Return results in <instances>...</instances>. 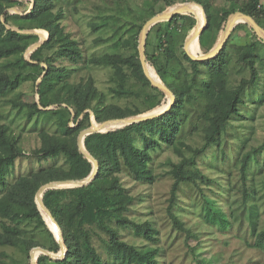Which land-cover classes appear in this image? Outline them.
I'll return each mask as SVG.
<instances>
[{"label": "trees", "instance_id": "16d2710c", "mask_svg": "<svg viewBox=\"0 0 264 264\" xmlns=\"http://www.w3.org/2000/svg\"><path fill=\"white\" fill-rule=\"evenodd\" d=\"M162 1L164 7L174 6L179 2ZM158 2L144 1L142 7L147 10L146 13L142 11L141 14L134 16L131 6L127 5L125 0L122 2L112 0L117 8L118 18L106 15L100 23L90 26L98 29L111 25L116 29H123L113 38V44L116 48L122 47L124 50L131 48L133 53L116 52L85 59L80 45L66 30L65 9L59 5L58 0H33V7L29 13L19 15L9 14L7 9L21 4L20 2L0 0V59L8 60L9 64L0 70V96L6 95L13 80L24 79L26 77L24 75L31 74L34 81L40 80L36 86L38 101L31 104L11 103L15 107H26L28 120L39 114L54 113L59 116L62 134L39 132L40 145L32 151V156L44 161L62 155L67 165V168L54 166L41 168L6 185L5 179L10 175L15 161L24 156V151L20 145V136L15 135L9 126L2 124L0 118V187H4V192L0 196V246L19 250L27 256L34 248H42L53 254L59 253L60 245L53 235V233L57 235L58 230L45 214L43 217V212L39 210L36 202V193L45 184L82 180L90 175L93 165L77 146L79 133L90 126L89 112L95 119L94 125L98 127L97 124L106 120L134 117L144 112L157 113L167 106V101L162 103L164 93L151 86L146 79L137 50L139 33L143 25L158 14L154 11V6ZM185 2L195 3L192 12L197 11L202 25L205 16L206 30L199 36L200 45L204 46L205 32L212 22L211 4L209 0ZM124 10L132 11L133 18L129 22L119 24L122 16H125ZM235 12L250 16L264 29V4H261V0H229L228 8L221 10L218 27L222 28L229 15ZM180 20H189L192 24L194 22L191 15H175L171 20L155 24L150 29L151 31L154 29L158 37L154 52L150 53L147 50L150 31L145 42L149 75L157 82L160 79L172 92L174 103L168 112L156 118L83 138L85 150L98 164L97 174L86 186L50 189L43 193V205L51 213L61 231L65 255L56 260L39 255L36 264H105L92 244V235L94 233L98 236L97 231L107 237L106 240L100 239L112 264H159L161 249L156 246L158 230L149 222L139 223L126 215L134 198L124 188L119 174L126 172L137 182L152 183L154 177L149 168L152 161L151 152L162 145L171 147L180 157L177 163H170L169 173L173 183L169 191L167 215L173 227L186 234L187 248L194 255L188 240L190 237L196 238V235L185 227L173 211L177 193L184 183L196 184L197 178H204L197 168V158L220 141L226 123L232 116L239 115V106L245 103L243 99L245 89L258 84L257 64L264 61V53L258 47L260 45L264 47V43L252 31V39L244 45L236 59L238 63H243L247 67L248 77L241 78L236 86L228 87L226 66L230 39H227L221 51L212 59L194 61L184 51L179 56L167 29ZM243 26L248 25L238 24L233 32ZM8 27L18 30L38 29L41 38H46L48 34V39L34 51L30 61H27L23 58V53L39 40L38 36L12 31ZM195 39L188 49L192 55L199 56L194 49ZM14 56L16 59L9 62V58ZM81 62L111 68L113 73L110 80L114 83L111 92L117 96L126 97L132 93L135 95L134 86L139 85L141 91L137 95L142 97L145 109L142 111L138 108L106 105L104 95L95 87L91 77L77 84L65 81L68 68L81 65ZM42 64L45 67H41ZM200 66H203L207 73L201 88L188 80L189 75L196 77L200 74ZM191 100L201 105L198 119L203 124V139L198 147L176 140L181 129L183 108ZM49 107L54 108L50 111L45 110ZM70 110L74 114L73 127L69 126ZM183 149L190 152L189 157L183 154ZM260 154H264V138L257 148L243 153L239 159L243 196H247L249 191L246 186L249 164L253 159L259 158ZM262 187L264 189V183ZM202 197L203 217L206 222L216 225L222 231L236 225V230L240 231L245 221L248 226L243 230L244 242L248 243L249 240L246 239L248 236L253 239V243L248 245L264 251V228L257 230V210L254 206L245 211V214L242 211L238 217V214L222 211L215 200L204 195ZM29 225H33L30 231L24 228ZM39 228L47 234L48 240L42 241L28 236L31 231ZM126 228H130L136 236L143 237L151 245L137 247L122 241L119 230ZM194 259L197 264H210L208 260L199 259L197 255H194Z\"/></svg>", "mask_w": 264, "mask_h": 264}, {"label": "rangeland", "instance_id": "374dc122", "mask_svg": "<svg viewBox=\"0 0 264 264\" xmlns=\"http://www.w3.org/2000/svg\"><path fill=\"white\" fill-rule=\"evenodd\" d=\"M17 1L21 4L7 9V12L14 15L27 14L31 1ZM144 1L152 2L153 0H125V3L131 6L135 16L141 14L142 11L146 13L147 10L142 7ZM157 1L159 2L155 4L154 11L158 14L166 11H176L183 8V6L193 10L195 4L194 2L179 0L174 6L164 7L162 0ZM209 2L213 12L212 22L205 32V45L201 46L199 40L195 39L194 49L198 55L207 54L215 47L226 25L225 23L222 28L218 27L221 10L228 8L229 0H209ZM58 3L65 9L67 19L64 22L66 30L72 34L80 45L85 59L108 53H133L131 48L124 50L122 47L116 48L113 44V38L120 34L123 29H116L115 26L111 25L98 29H93L90 26L91 24L100 23L106 15H113L114 19L118 18L116 17L118 11L112 0H58ZM261 4H264V0H261ZM124 12L125 16H122L118 22L119 24L129 22L133 18L130 11L124 10ZM193 14L198 27L205 26L203 31L206 30L205 16L202 25L197 11H194ZM194 16H192L193 24L189 20H180L167 29L172 36L171 41L179 56L184 51L185 40L195 27L196 20ZM228 39L230 40L227 46V83L228 87H234L241 78L248 77L247 67L243 63H238L236 59L244 45L252 39V30L248 26L240 27L234 32L232 31ZM148 42V52H154L158 43V37L154 29L150 30ZM27 49L23 53V58L30 61L34 52L29 54ZM258 49L264 53L263 46L260 45ZM9 59V62H12L16 59V56ZM7 62L8 60L0 59V70L9 65ZM80 64L68 68L65 81L77 84L91 77L95 87L104 95L106 105L138 108L142 111L145 109L142 97L137 95L141 91L139 85L134 86L135 95L132 93L126 97L117 96L111 92V88L114 87V83L110 80L113 73L111 68L82 62ZM41 67H45V65L42 64ZM257 69L259 71L258 84L255 87L245 89L243 96L245 103L239 106V115L232 116L226 123V129L220 141L197 158V168L204 178H197L196 184L187 182L181 185L173 208L185 227L196 235V238L190 237L188 240V245L193 248L194 255H197L199 259L208 260L210 264H264V251L248 245V243H253V239L248 236L246 237L249 240L248 243L244 242L243 230L248 226L247 222L243 221L244 226L242 230L239 229L240 231L236 230V225L235 228L230 227L225 231L220 230L216 225L210 224L204 219V201L202 197L204 195L215 200L222 211L238 214V217L242 211L245 214V211L254 206L257 210V230L264 228V189H262L264 183V154H260L259 158L253 159L249 164L246 182L249 190L247 196H243V185L239 172V159L242 154L252 148H257L264 138V61L258 62ZM206 75V69L200 66V74L196 77L189 75L188 80L201 88L203 78ZM24 76H26L24 79L13 80L6 95L0 96L1 122L9 126L15 135L20 136V145L24 151V156L15 161L10 175L5 179L6 185H10L20 176H28L41 168L53 166L67 168L65 158L62 155L44 161L32 156V151L40 145L39 132L45 131L51 135H61L62 127L60 126L59 116L54 113L35 115L28 120L26 107L12 105L11 102L31 104L38 101L36 83L39 79L34 81L31 74ZM168 100V97L164 94L162 103L168 102ZM54 107H49L48 111ZM70 111L69 126L73 127L74 114L72 110ZM200 112L201 105L197 101L191 100L185 104L181 116V129L176 140L193 147L202 144L203 124L198 119ZM146 113L148 112L139 115ZM182 152L186 157L190 156V152L184 149ZM151 155L152 161L149 163V168L154 177L152 183L137 182L126 172L119 174L124 188L134 198L126 215L139 223L149 222L158 230V243L156 246L161 249L158 258L159 264H197L191 250L187 248L186 234L176 230L167 215L169 191L173 183V178L169 173L170 163H177L180 157L171 147L166 145H162L156 151L151 152ZM3 190L4 187H0V196L3 194ZM24 228L30 231L33 229V225L24 226ZM119 233L120 239L129 244L137 247L151 245L143 237L136 236L130 228L120 229ZM97 234L99 237L93 233L92 244L102 261L105 264H112L105 245L100 239L104 238L106 240L107 237L98 231ZM28 236L42 241L48 240L47 234L42 228L31 231ZM0 264H31L30 255L27 256L10 247L0 246Z\"/></svg>", "mask_w": 264, "mask_h": 264}, {"label": "water", "instance_id": "95a60500", "mask_svg": "<svg viewBox=\"0 0 264 264\" xmlns=\"http://www.w3.org/2000/svg\"><path fill=\"white\" fill-rule=\"evenodd\" d=\"M31 4H30V8L29 11L32 9L33 7V0H30ZM202 9V8H201ZM29 11L27 13H29ZM203 12V10H202ZM191 15L194 16L192 10L188 9L186 6H183V8H181L180 10L177 11H171V12H162L160 14H157L155 16H153L152 18H150L142 27L139 36H138V46H137V50H138V54H139V60L141 63V67L143 70V73L146 77V79L150 82L151 86L159 89L160 91H162L168 98L169 101L167 103V106L165 107V109L161 112H157V113H147V114H143V115H137L134 117H129V118H121V119H112V120H106L102 123L97 124L98 127H96L93 123V121H95L93 115L91 112H89L90 114V126L88 128H86L85 130L81 131L77 137V146L80 150V152L83 154V156L92 163L93 165V169L90 173V175L82 180H66V181H57V182H51L48 184H45L43 186H41L39 188V190L36 193V202L38 205L39 210H41L42 212H44V214L53 222V224L55 225L56 229L58 230V234L55 235L52 230H50L56 241L58 242V244L60 245V251L57 254H53L51 252H48L47 250H44L42 248H34L33 250L30 251V261L31 264H36V260L37 257L39 255H45L47 257H49L52 260H56L59 257H63L65 255V247L63 244V240H62V234L61 231L59 229V226L57 225V223L55 222V220L53 219L51 213L46 209V207L43 205L42 202V195L46 190H50V189H61V188H75V187H82V186H86L88 183H90L93 178L96 176L97 171H98V164L95 161V159L90 156L87 151L84 148L83 145V138L85 136L94 134V133H106L109 131H114V130H118L121 129L123 127L135 124V123H139L142 121H146L148 119H152V118H156L158 116H161L163 114H165L166 112L169 111V109L171 108L172 104L174 103V96L172 94V92L161 82V80L159 79V81H155L151 78V76L149 75L148 72V65L146 63V56H145V42H146V37L148 32L150 31V29L158 23L161 22H166L169 21L173 18V16L175 15ZM204 14V12H203ZM195 18V16H194ZM3 20V19H2ZM196 20V18H195ZM238 24H247L250 29L255 33V35L264 43V29L261 28L253 18H251L248 15H245L241 12H235L231 15H229V17L227 18L226 21V25H225V29L223 31V33L221 34V36L219 37V40L217 42V44L215 45V47L210 50L207 54L204 55H192L189 52V43L191 41L192 38H197V40H199V36L202 33L203 29L205 26L203 27H198L197 25V20H196V24L195 27L192 31V33L190 34V36L185 40L184 42V52L185 54L194 61H205V60H209L214 58L215 56L218 55V53L221 51V49L223 48L225 42L227 41L230 33L233 31V29L238 25ZM9 29H11L12 31H16L19 33H23V34H35L38 36L39 40L31 45L28 49H27V53L31 54L33 53L35 50H37L47 39H48V34L46 38H41V35L39 32H37V30H18L16 28H11L8 27ZM28 60V59H26ZM40 80L37 81L36 86L39 84ZM37 90V89H36ZM39 100V98H38ZM49 108H45V110H48ZM46 223V221H45Z\"/></svg>", "mask_w": 264, "mask_h": 264}, {"label": "bare ground", "instance_id": "6f19581e", "mask_svg": "<svg viewBox=\"0 0 264 264\" xmlns=\"http://www.w3.org/2000/svg\"><path fill=\"white\" fill-rule=\"evenodd\" d=\"M178 10H180V9H178ZM176 11H177V10H176ZM194 39H195V38H192L191 41H190V43H191ZM190 43H189V44H190Z\"/></svg>", "mask_w": 264, "mask_h": 264}]
</instances>
